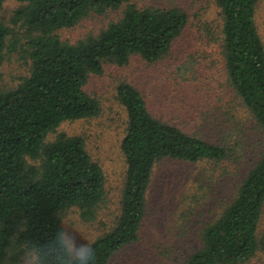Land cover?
I'll use <instances>...</instances> for the list:
<instances>
[{
    "label": "trees",
    "instance_id": "1",
    "mask_svg": "<svg viewBox=\"0 0 264 264\" xmlns=\"http://www.w3.org/2000/svg\"><path fill=\"white\" fill-rule=\"evenodd\" d=\"M6 0H0V7ZM24 4L12 21H0V65L16 52L28 74L0 86V264L22 261L26 244L47 247L64 231L63 215L76 208L94 220L106 198L105 175L80 135L57 132L61 122L95 117L99 100L84 90L90 74L105 63L124 65L133 55L154 62L168 52L187 23L178 6L138 7L127 3L121 16L98 34L76 42L58 29L89 12L118 9L127 0H16ZM260 0H215L222 16L220 48L226 82L264 132V43L256 10ZM116 97L126 112L120 142L126 171L115 224L92 240L96 264H107L138 239L156 165L164 159L197 163L224 160L230 148L153 115L142 93L122 80ZM264 207V149L222 211L202 229L201 246L176 264H244L258 250ZM81 264H85L84 258Z\"/></svg>",
    "mask_w": 264,
    "mask_h": 264
},
{
    "label": "rangeland",
    "instance_id": "2",
    "mask_svg": "<svg viewBox=\"0 0 264 264\" xmlns=\"http://www.w3.org/2000/svg\"><path fill=\"white\" fill-rule=\"evenodd\" d=\"M127 3L138 7L178 6L187 23L160 59L146 62L133 55L128 63H105L100 74H90L84 90L99 100L97 116L60 123L57 132L80 135L91 158L105 175L106 198L94 220L83 221L76 208L63 215L65 232L90 243L108 231L120 213L126 164L120 149L126 112L116 97V86L132 83L144 96L150 112L217 144L230 148L219 162L197 163L172 159L160 161L154 170L145 216L134 243L118 250L107 264H176L201 246L203 227L213 221L235 192L264 149V132L226 82L220 48L222 16L215 0H127L118 9L89 12L75 25L57 30L61 39L76 42L95 35L121 16ZM24 3L6 0L0 21L24 32L12 21ZM256 22L264 43V0L256 10ZM28 62L9 53L0 65V86L10 87L28 74ZM264 234V207L257 237ZM17 264H25L24 256ZM244 264H264V252Z\"/></svg>",
    "mask_w": 264,
    "mask_h": 264
},
{
    "label": "clouds",
    "instance_id": "3",
    "mask_svg": "<svg viewBox=\"0 0 264 264\" xmlns=\"http://www.w3.org/2000/svg\"><path fill=\"white\" fill-rule=\"evenodd\" d=\"M96 264V250L71 232L58 231L50 245L26 244L25 264Z\"/></svg>",
    "mask_w": 264,
    "mask_h": 264
}]
</instances>
